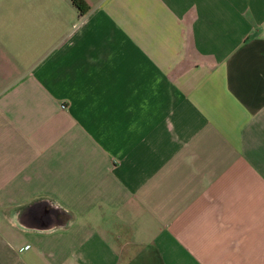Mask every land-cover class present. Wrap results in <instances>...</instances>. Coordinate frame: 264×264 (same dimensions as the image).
<instances>
[{
    "label": "crops",
    "instance_id": "0c3cea01",
    "mask_svg": "<svg viewBox=\"0 0 264 264\" xmlns=\"http://www.w3.org/2000/svg\"><path fill=\"white\" fill-rule=\"evenodd\" d=\"M0 0V264H264V0Z\"/></svg>",
    "mask_w": 264,
    "mask_h": 264
},
{
    "label": "trees",
    "instance_id": "16d2710c",
    "mask_svg": "<svg viewBox=\"0 0 264 264\" xmlns=\"http://www.w3.org/2000/svg\"><path fill=\"white\" fill-rule=\"evenodd\" d=\"M72 3L82 13L87 10L85 2L83 0H72Z\"/></svg>",
    "mask_w": 264,
    "mask_h": 264
}]
</instances>
